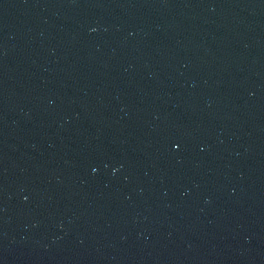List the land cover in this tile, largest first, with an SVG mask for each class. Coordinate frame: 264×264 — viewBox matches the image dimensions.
Returning <instances> with one entry per match:
<instances>
[{
    "label": "water",
    "instance_id": "water-1",
    "mask_svg": "<svg viewBox=\"0 0 264 264\" xmlns=\"http://www.w3.org/2000/svg\"><path fill=\"white\" fill-rule=\"evenodd\" d=\"M0 51L144 129L264 219V0H0Z\"/></svg>",
    "mask_w": 264,
    "mask_h": 264
}]
</instances>
